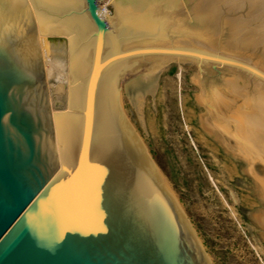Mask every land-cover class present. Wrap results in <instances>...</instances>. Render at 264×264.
Masks as SVG:
<instances>
[{
  "label": "water",
  "instance_id": "obj_1",
  "mask_svg": "<svg viewBox=\"0 0 264 264\" xmlns=\"http://www.w3.org/2000/svg\"><path fill=\"white\" fill-rule=\"evenodd\" d=\"M0 0V264H211L115 106L123 66L180 58L254 67L150 3Z\"/></svg>",
  "mask_w": 264,
  "mask_h": 264
},
{
  "label": "rangeland",
  "instance_id": "obj_2",
  "mask_svg": "<svg viewBox=\"0 0 264 264\" xmlns=\"http://www.w3.org/2000/svg\"><path fill=\"white\" fill-rule=\"evenodd\" d=\"M179 5L166 8L208 41L186 37L164 41L162 46H195L249 65H264V0H189L188 6L204 22L192 20L188 6ZM106 11L112 15L113 7L106 5ZM237 71L180 58L129 65L117 85L128 123L176 196L174 201L209 262L264 264V144L258 143L262 155L251 161L232 138L200 124L205 107L198 95L210 86L228 102L224 103L225 120L233 115L227 104L234 102L245 112L264 106L251 76ZM232 85L239 88L231 89ZM261 88L264 96V85ZM137 98L138 110L133 105ZM244 98L255 107L249 109Z\"/></svg>",
  "mask_w": 264,
  "mask_h": 264
},
{
  "label": "bare ground",
  "instance_id": "obj_3",
  "mask_svg": "<svg viewBox=\"0 0 264 264\" xmlns=\"http://www.w3.org/2000/svg\"><path fill=\"white\" fill-rule=\"evenodd\" d=\"M118 2L122 7L127 8L131 11H134V12L140 11L144 7H146L148 4L154 3V2L160 4L164 7H168V8H170V7L176 8L179 4H180L179 5L180 7L185 6V5H187V6L189 5V0H187V2H185V0H118ZM106 5H111V4L109 3L108 0L102 1L99 5V9L102 12L105 11L108 16H112V15L108 14V11H106ZM187 9H188V12L190 14V18L192 20H195V21L197 20L200 22L206 21V19H204V20L202 19L201 15L196 14L194 12V10L191 8V6H188ZM263 35L264 34H262V36ZM262 36L259 35V38L261 39ZM256 38L254 37V39H256ZM186 40H188V39H186ZM185 42L187 43L189 41H185ZM164 43H166V42L161 41V42H156L153 44H155L156 46H162ZM231 46L234 47V45H231ZM229 58L235 59L236 57H229ZM195 61L201 63L204 66L209 64V62H203V61H198V60H195ZM210 64H214V63H210ZM152 65H155V64H152ZM128 66L129 65L123 66L121 68V70L119 71V73L117 74L116 78L114 79V93H115L116 109H117L119 117L121 119L123 128H124L128 138L130 139L132 134L135 132H134V130H132L130 124L128 123V121H127V119H126V117L122 111L121 97H120V93H119V89H118V85H117L118 77L121 75L123 70L126 69ZM214 66H217L219 68L220 67H226V68L231 69V70H238L237 72H241V74L243 72V74H247V75L251 76V78L254 80V86L256 88L257 94L258 95L260 94L261 98L264 101V96L262 95L263 92H262V88H261V86L264 85V80H262L261 78H259L258 76L254 75V74H249V73H246V72L241 71V70L236 69V68L227 67V66L218 65V64H214ZM250 66H252L256 70L264 73V65L258 64L257 62H253L250 64ZM225 81H227V79ZM232 87H234V85L231 86V89H232ZM238 88L234 87L233 89H238ZM240 90H241V88H240ZM239 92L240 91L238 90V94H240ZM242 94H243V91H242ZM137 96L139 98V95H137ZM138 98L136 99L135 102H133V105L136 107V110H138L137 108H139V106L141 104V102L138 101ZM239 98H243V96L239 97ZM198 99H199L200 103H202L205 107L204 112H203V113H205V114H203V115H205V117L201 118V123H200L203 126V128H205V130L208 128L209 129H215V130H217L219 135H221L223 137L229 136L230 138H232L234 143L239 144L240 146H242V148H244L249 153V155H250L249 158H251V161H252V159H255L256 157H257V159H259L258 156L261 153L259 151L258 143L264 144V106L263 107H257L256 110L255 111L253 110L252 112H245V111H243L246 109L245 107H243V108L239 107L238 108L237 107L238 105L234 104V102H233V106L227 104L225 107H227V109H230V108H231V110L233 109V111H232L233 115H232V118H230L231 116L228 115L229 116L228 118L230 120L229 119L225 120L224 118H227L226 116L224 117V103L226 101H224L223 93L219 89H217L215 86H210L207 91L202 92V94L198 95ZM232 99H234V98H232ZM245 100H246V98H244V101ZM229 101H232V100H229ZM246 101H248V103H250L249 109H252L255 107L254 103L250 99H247ZM235 102H236V100H235ZM226 103H228V102H226ZM230 103L232 104V102H230ZM234 109H235V111H234ZM205 110H206V112H205ZM229 122L233 123V125H235V126L232 127L229 124ZM140 143H142V142L140 141ZM142 146H144V145L142 144ZM262 158H264V157H262ZM260 160H261V158H260ZM152 164H153V162H151L150 169L153 171V173L155 174L157 179L160 180V182L163 185L164 189L166 190L167 194L173 200L176 201V196H174V194L171 192V190L169 189L167 184L164 182L165 180L162 179L163 176L158 172V169L156 170L153 167L154 165H152Z\"/></svg>",
  "mask_w": 264,
  "mask_h": 264
}]
</instances>
